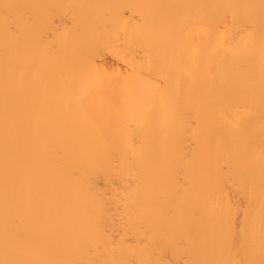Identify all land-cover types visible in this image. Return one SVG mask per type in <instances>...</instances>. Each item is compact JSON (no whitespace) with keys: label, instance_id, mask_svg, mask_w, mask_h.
I'll list each match as a JSON object with an SVG mask.
<instances>
[{"label":"bare ground","instance_id":"1","mask_svg":"<svg viewBox=\"0 0 264 264\" xmlns=\"http://www.w3.org/2000/svg\"><path fill=\"white\" fill-rule=\"evenodd\" d=\"M0 264H264V0H0Z\"/></svg>","mask_w":264,"mask_h":264}]
</instances>
